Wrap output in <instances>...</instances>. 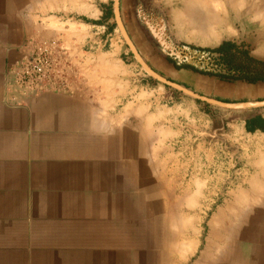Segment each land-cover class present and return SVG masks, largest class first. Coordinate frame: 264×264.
<instances>
[{
  "label": "crops",
  "instance_id": "crops-1",
  "mask_svg": "<svg viewBox=\"0 0 264 264\" xmlns=\"http://www.w3.org/2000/svg\"><path fill=\"white\" fill-rule=\"evenodd\" d=\"M33 1L0 0V264H188L201 240L182 246L179 238L201 237V231L195 234L190 214L177 211L187 194L177 195L175 175L161 179L162 171L177 168L161 166V156L175 150L182 121L199 124L201 137L209 118L199 116L195 102L187 116H180L182 104L163 105L166 90L143 74L118 36L110 18L114 0H77L75 7L39 0L46 22L33 16ZM176 1L121 0L122 21L141 56L194 91L201 82L218 86L226 98L263 99L264 83H225L167 58L177 51L184 59L181 46L191 44L183 30L190 27L186 0ZM162 17L173 30L171 41L161 32ZM27 38L66 50L65 92L33 97L9 85L8 64L20 58ZM256 116L264 119L258 113L234 123L264 140L263 132L246 130ZM210 120L224 125L227 119ZM259 161L263 179H254V188L264 187V156ZM189 170L196 169L185 165ZM255 204L237 220L233 213L230 229L221 217V228L212 230L216 246L207 244L197 264H264V194Z\"/></svg>",
  "mask_w": 264,
  "mask_h": 264
},
{
  "label": "rangeland",
  "instance_id": "rangeland-1",
  "mask_svg": "<svg viewBox=\"0 0 264 264\" xmlns=\"http://www.w3.org/2000/svg\"><path fill=\"white\" fill-rule=\"evenodd\" d=\"M67 1H69L72 6H77V0H64V3H66ZM263 1L264 0H234L233 2H235V6L238 9V12L247 14V12H249L251 9L256 12L264 10ZM239 3L243 5H239ZM174 4V6H176V0ZM39 5V0H35L31 3V6L34 10L32 14L33 16H35L37 21L41 20L43 22H46V17L40 15ZM172 8L173 7L170 6L171 11ZM161 12L164 13L165 11L162 9ZM232 13L234 14L235 12L230 11V15ZM260 19L261 18H246L235 21L233 20V18H230L228 23L224 22L223 27L221 26V24H214L211 27V34L203 35H199V27L196 25L186 27L183 30L186 35L190 34L188 40L191 42V44L183 45V48H181L184 50L188 59V64L186 65L199 71L223 75L232 74L238 76L239 73L232 70L223 55L219 53L199 50V48H216L223 42H232L237 46L239 52L246 51L251 58L264 62V38L260 37V34L264 29V25L263 23H261ZM51 20L52 22L54 21L53 19ZM172 31L173 30L171 29V27H169L168 33H165L163 31L162 33H165L164 35L167 39V34H171ZM215 32L219 36L218 39L213 42L211 41V39L215 38ZM118 36L127 46L119 30ZM199 36H202L203 38L201 39L199 38ZM205 37H207L208 39H205ZM159 47L160 51H162V46ZM127 48L131 56H133L128 46ZM133 58L139 65L140 70H142L145 76L150 78L154 84L159 85L161 88L166 90V92L164 93L165 103L163 105H167L171 108L177 107L179 104H182L184 113L181 112L180 116H183V114L184 116H187V112H191L189 102H195L200 107L202 113L199 116H207V118H209L208 120L211 122L207 124V135H202L200 137V131L198 129L199 124L195 125L189 120L182 121V127L184 131L182 135H179V137H176L175 139V150H170L169 152L162 151L163 156H161L160 163L161 166L176 165L177 168L175 173L162 171L160 174L161 179H166L168 177L170 180H172L175 175L176 182L181 183L176 184L177 195H184L186 193L187 195H184L185 202H193V204L186 203V207L183 206L185 202H182L183 205H177L176 209L177 211H181L180 216H183V213L185 212L186 215H188L187 217H189L190 214V217L193 220L192 228L193 230H195V234H198L201 231V237L195 238L192 235L191 237L179 238V243L182 246L186 245V243L190 241H194L195 239L201 240V247L199 248L195 256L189 259L188 263L197 264L201 259L202 253L206 249V245L214 244L216 237L214 236L212 230L216 227L221 228L220 219L222 216L224 218V223L227 216L228 221L225 225H227V227L230 229L231 227H233V222H231L233 213L236 215L235 217L237 220L238 216H240L241 218L248 212L253 211L254 207L257 204H255V202H262L264 187L254 188L251 187V183L258 177H261L263 179V177L259 175V168L257 167V163L260 160V156H264V140H262L260 136H246L245 133H241V131L236 128L237 124H235L234 121H240L239 118L245 116L249 117L258 113L263 114L264 109L247 107L242 111H227L204 104L199 101H195L192 98H189L184 94L153 80L142 69L134 56ZM145 61L149 65L152 62H155L154 60L149 62L148 60ZM237 83L239 82L229 84ZM261 83L254 85H259ZM193 86L194 87L192 88L197 89L195 92H197L198 94L204 96H207L205 95V93H213L218 96L220 94L222 98L213 96L207 97L231 104H250L264 100V98L259 100H249L242 97L226 98L222 95V91L219 90L218 86L213 87L210 84L204 85L201 82L194 83ZM195 116H197V114L196 112H193V114H191V117L193 118ZM212 117H225V119L227 120H225L224 125H220L215 121H211L210 118ZM202 127L204 126L202 125ZM187 164L191 165L192 168H195L196 170H189L188 172L185 171V165ZM200 168L202 169V171H200ZM256 184L262 186L263 182H258ZM257 206L260 208L263 207L261 203L259 205L257 204ZM245 222L246 221H244L243 223ZM235 224H237V222H235ZM253 224L254 222L252 223V225ZM180 225H182V222L178 221L177 227L179 228ZM254 226L257 227L256 225ZM184 240H186L187 242L185 243ZM213 246L216 245L214 244Z\"/></svg>",
  "mask_w": 264,
  "mask_h": 264
},
{
  "label": "built area",
  "instance_id": "built-area-1",
  "mask_svg": "<svg viewBox=\"0 0 264 264\" xmlns=\"http://www.w3.org/2000/svg\"><path fill=\"white\" fill-rule=\"evenodd\" d=\"M70 61L66 50L52 41L27 38L20 58L8 64L9 85L30 96L61 94L68 86Z\"/></svg>",
  "mask_w": 264,
  "mask_h": 264
},
{
  "label": "trees",
  "instance_id": "trees-1",
  "mask_svg": "<svg viewBox=\"0 0 264 264\" xmlns=\"http://www.w3.org/2000/svg\"><path fill=\"white\" fill-rule=\"evenodd\" d=\"M110 10V18H115L113 5ZM199 50L219 53L223 55L232 70L239 73L238 76L232 74L223 75L204 72L192 67H187V69L193 70L202 75L215 77L221 81L229 83L244 82L247 84L254 85L264 82V62L251 58L248 52L246 51L239 52L237 46L232 42H223L220 46L216 48H199ZM246 130L250 134H255L257 132L264 133V119L262 118V116H256L252 119H248L246 123Z\"/></svg>",
  "mask_w": 264,
  "mask_h": 264
},
{
  "label": "bare ground",
  "instance_id": "bare-ground-1",
  "mask_svg": "<svg viewBox=\"0 0 264 264\" xmlns=\"http://www.w3.org/2000/svg\"><path fill=\"white\" fill-rule=\"evenodd\" d=\"M233 1L234 0H186V2H185L186 8L185 9L187 12L185 11L186 15L184 17H186L187 21L189 22L188 25L190 27L193 25L194 26L196 25L199 27V29H198L199 35L211 34L210 31H211L212 25L221 24V26L223 27L224 22L228 23L230 18H233V20H235V21L236 20L238 21L240 19H246V18L247 19L261 18L260 19L261 23H263V25H264V16H263L264 10L261 11L260 9H258V10H260V12H256V11L251 9L249 12H247V14L240 13V12H238V9L235 6V2H233ZM239 5L242 6L243 4L239 3ZM230 11H234L235 13L234 14L232 13L230 15ZM261 13H263V14H261ZM181 14H183V13L181 12ZM232 15H234V16H232ZM214 35H215V38L211 39V41H213V42L216 41L218 39V36H219L216 32L214 33ZM260 37L264 38V29L261 32ZM199 38L202 39L203 37L199 36ZM205 39H208V38L205 37ZM258 162H260V161H258ZM251 215H253V214H251Z\"/></svg>",
  "mask_w": 264,
  "mask_h": 264
},
{
  "label": "water",
  "instance_id": "water-1",
  "mask_svg": "<svg viewBox=\"0 0 264 264\" xmlns=\"http://www.w3.org/2000/svg\"><path fill=\"white\" fill-rule=\"evenodd\" d=\"M114 16H115V21L117 24V27L123 37V39L125 40L127 46L129 47V49L131 50L133 56L136 58L137 62L140 64V66L142 67V69L149 75V77H151L153 80L163 84L166 87H169L177 92H180L182 94H184L185 96L192 98L195 101H199L202 102L204 104L213 106V107H217L220 108L222 110H227V111H242L244 109H246L247 107L250 108H255V109H264V100L255 102V103H250V104H231L228 102H224V101H220L217 99H213L201 94H198L195 91H192L176 82H174L173 80H170L164 76H162L161 74H159L158 72H156L146 61L145 59L141 56V54L139 53V51L137 50L136 46L134 45L133 41L131 40L125 25L122 21V17H121V0H114ZM161 32H165L168 33L169 32V26L168 23L166 21V19L164 17H162L161 20ZM164 33V34H165ZM163 34V35H164ZM167 39L169 41H171V34H167ZM166 37V36H165ZM161 42V40H160ZM162 44V42H161ZM172 44V43H171ZM164 45V44H163ZM165 46L167 47L168 50H172V47L168 44H165Z\"/></svg>",
  "mask_w": 264,
  "mask_h": 264
},
{
  "label": "flooded vegetation",
  "instance_id": "flooded-vegetation-1",
  "mask_svg": "<svg viewBox=\"0 0 264 264\" xmlns=\"http://www.w3.org/2000/svg\"><path fill=\"white\" fill-rule=\"evenodd\" d=\"M157 47H159V46H157ZM159 48H160V47H159ZM181 48H183V47L181 46ZM161 50H162L163 53H164V52H165V53L167 52V50H166L164 47H162ZM182 50H183V49H182ZM176 52H177V51H175L174 54H172V53H168V54H167V53H166L167 58L173 60V61L176 62V63H181L182 65H186V64H188V59H187V57H185L184 59H181L179 56L176 55Z\"/></svg>",
  "mask_w": 264,
  "mask_h": 264
}]
</instances>
